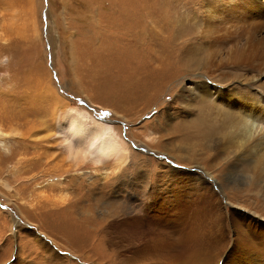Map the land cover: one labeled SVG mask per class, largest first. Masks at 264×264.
I'll use <instances>...</instances> for the list:
<instances>
[{
	"label": "rangeland",
	"instance_id": "rangeland-1",
	"mask_svg": "<svg viewBox=\"0 0 264 264\" xmlns=\"http://www.w3.org/2000/svg\"><path fill=\"white\" fill-rule=\"evenodd\" d=\"M8 7L20 10V20L10 22L8 11L1 10ZM205 9L214 11V1L0 0V127L4 132L16 128L27 137L31 126L13 122L21 107L35 112L30 118L54 124L56 106L51 101L55 96L49 94L53 92L97 120L112 119L132 151L151 159L145 166L139 159L132 160L119 172L121 178L112 170L55 178L48 176L54 156L44 148L52 144L31 146L17 137L4 141L11 153L0 152V158L9 157L0 161V264H116L114 249L90 231L117 220L119 206L123 218L136 215L144 223L149 220L145 208L150 202L154 205L151 198L163 212L157 216H197L202 217L201 224L211 215L216 218L220 209L226 225L242 215L254 218V212L264 216V195L256 178H246L250 174L237 159V140L222 135L218 97L202 98L195 91L199 85L253 95L264 91V74L228 62L227 38L222 42L228 45L218 49L214 50V41L212 47L206 46L199 29L208 17ZM121 12L131 19L120 18ZM241 104L236 103L231 113L238 114ZM149 136L153 142L147 140ZM50 147V153H58L54 144ZM18 162L21 170L16 171ZM178 172L205 180L218 194L215 201L223 198L224 206L209 202L204 193L194 199L191 189L179 185L192 183L189 188L194 192L198 187L194 181L178 179ZM76 176L80 178L75 185L66 183V197L81 189L75 192L79 200L74 216L63 218L29 203L38 198L39 184L52 185L54 190L48 189L47 195L58 199L60 186ZM7 182L11 189L4 186ZM175 194L181 195L176 202L171 201ZM212 208L214 214L207 210ZM154 210L155 206L152 214ZM40 233L50 245L55 239L52 248L62 260L49 259L39 248Z\"/></svg>",
	"mask_w": 264,
	"mask_h": 264
},
{
	"label": "bare ground",
	"instance_id": "bare-ground-1",
	"mask_svg": "<svg viewBox=\"0 0 264 264\" xmlns=\"http://www.w3.org/2000/svg\"><path fill=\"white\" fill-rule=\"evenodd\" d=\"M213 1L214 11L205 9L208 10L206 12L208 17L204 20V23L199 24V29L202 32L200 33L207 40L206 46L208 48L212 47V41H214V50L218 49L221 44H226L222 40L227 38L229 44H231V48L226 52L228 62L235 65H249L264 74V0ZM1 10L8 11L10 22L17 21V17L20 20V17L17 16L18 11L14 8L8 7ZM125 17L128 20L131 19V17L125 16L121 12L120 18L124 19ZM195 86H197L195 91H198L197 93L202 98L205 96L212 99L218 97L217 99L220 102L216 101V104H218V111H220V115H218L223 127L222 135L237 140L236 144L239 149L237 159L247 168V172L250 174L246 178L250 180L256 178L258 187L264 195V91H255L253 95L248 94V96H245L232 88L225 92L220 89H202L199 85ZM204 86H207V84H204ZM201 89L202 92H200ZM49 94L55 96L51 101L52 106H56L52 112L54 124L30 118L33 117L32 114L35 112L31 113L29 110H27L29 112H24L21 107L19 112L13 116V122L18 127L31 126L27 128V137L20 134V130L16 128L12 130L14 133H6L0 127V152L2 150L4 154L11 153V148H7L8 146L4 141L6 142L7 139L12 141L13 137H17L20 142L31 146H34L35 143H38L37 146H42V143H45V145L54 144L58 153H50L53 149L50 147L52 145H46L44 148L47 154L54 156L49 160L52 169L49 168L48 176L55 178H61V176L68 173L74 175L83 173L84 175L87 170L95 172L112 170L117 174L116 177L121 178L119 172L128 168L132 160L139 159L140 166L151 163V159H148V157L137 155L132 151L129 142L121 138L119 129L114 125L112 119L97 120L88 111L74 107L69 102L65 101L64 103L63 99L53 92H49ZM237 98L239 100L235 101ZM242 102L245 103L241 104ZM236 103L241 104L242 108L238 111V114H232L231 112H233ZM29 118L32 120H29ZM20 120L22 124H19ZM36 125H38V128L34 131L31 130ZM40 132L45 134L41 136ZM147 138L149 142L154 141L150 136ZM229 141L231 140L229 139ZM3 157L0 158V161L9 159V157ZM35 162L36 160H32L31 163ZM20 165L21 163L18 162L15 167L16 171ZM170 172L177 173L174 169H171ZM189 175L191 174L178 172L177 178L194 181L198 187L197 191L194 192L191 187L189 188L192 183L186 186L180 184L181 188L191 189V194L193 193L195 196L194 199L199 198L200 194L204 193L209 202L213 204L218 202V206L221 204L224 206L223 198L215 201L214 195L216 194L205 180L200 177L193 180L189 178ZM78 178L80 176L69 178L67 182L64 181L65 185H59L60 194L58 199H53L55 195H47L48 189L54 190L52 185L47 187L39 184V187H37L39 188L38 198L34 203L33 201L29 203L36 208L47 209V212L49 210L50 213L62 214L63 218L74 216L79 200L75 192L81 189L76 187L75 192L66 197L68 195L66 183L74 184ZM4 186L11 189L8 182ZM220 187L223 188L222 183ZM24 189H28V185H25ZM60 196H62V199H60ZM172 198L171 201L176 202V200L181 199V195L175 194ZM10 200L13 201L11 197ZM152 200L154 205L150 202L145 208L149 220L144 223L143 218L136 215L123 218V215H125L124 209L119 206L116 211L117 220L110 222L106 227L102 226L103 228L90 231L101 243L114 249L116 264H219L220 262L223 264H264V222H262L264 216H260L258 212H254L255 216L254 218L251 217L252 219L242 215L241 219H237L234 224L229 222L226 225L225 215L220 209L216 218L211 215L207 223L203 221V224H201L199 221L202 220V217L200 220V217L197 216H194V218L191 216L180 217L181 215L177 216L176 214L157 216L163 212L158 209V204L155 205L157 200L151 198ZM154 206L155 210L152 214ZM209 206L211 207L212 204ZM213 208L207 210L214 214ZM201 212L205 214V212ZM149 214L154 216H149ZM205 215L208 216V214ZM88 220L91 221V218ZM158 220L159 223H154ZM86 227L89 228V226ZM147 227L152 230L151 233ZM111 229H113V232H111ZM40 236L42 239L38 240L37 245L48 253L47 257L62 260L61 256L52 248V245H56L55 239L50 236L53 242L50 245L44 241L43 237L45 235L40 233ZM124 248L127 249L128 254L123 251ZM16 264H21V262L17 261Z\"/></svg>",
	"mask_w": 264,
	"mask_h": 264
}]
</instances>
